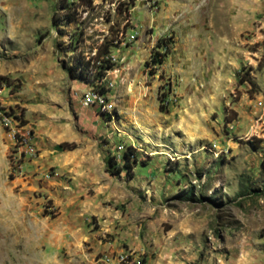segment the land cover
I'll return each mask as SVG.
<instances>
[{"label": "rangeland", "instance_id": "rangeland-1", "mask_svg": "<svg viewBox=\"0 0 264 264\" xmlns=\"http://www.w3.org/2000/svg\"><path fill=\"white\" fill-rule=\"evenodd\" d=\"M69 1L0 0V264H264V0Z\"/></svg>", "mask_w": 264, "mask_h": 264}, {"label": "trees", "instance_id": "trees-1", "mask_svg": "<svg viewBox=\"0 0 264 264\" xmlns=\"http://www.w3.org/2000/svg\"><path fill=\"white\" fill-rule=\"evenodd\" d=\"M65 1H66L65 4H67V8H69L73 1H69V0H65ZM162 41H163V39L158 40L156 46H158V47H160V46H164V47H165V44H162ZM101 52H102V51H98V52L96 53V55H95L94 58L99 57L101 54H104V56H105V54L108 53V49H106V51L104 50L102 53H101ZM157 55H158V53H156V56H157ZM158 57H159V58L153 56V62H154V64H161V63H162V61H163L162 56L159 54ZM103 62H104V63H102V64L98 67V69H99V70L97 71L98 76H104V74H105L104 72H105L107 69H110V68H111L110 64H107V63H109L108 61H103ZM105 62H106V64H105ZM86 63H87V62H86ZM88 65H89V63H88ZM88 65H87V67H88ZM87 67H86L85 65H83V64L79 61L77 64H75V65H71L69 68H66L65 70H66V72H67L69 78L74 79V78L76 77V76H75V72H76V71H78V70H82V71H83V70L87 69ZM1 81H3V77H0V84H2ZM249 82H250V81H249ZM100 88H101L102 91H104L103 87H100ZM100 111H101V110H100ZM6 114H7V113H6ZM63 146H64V145H62V144L57 145V146H56V150H59V151H60V150H63V149H62ZM129 154H130L129 152L127 153L126 151H124V152H122L121 155L119 156V161H115V162H113V160L110 159V160H109V163L112 164V167H113V168H116V170L121 171L122 169H121V167H120V164H122L123 167H126V166H127V164H128L127 160H128V158H129ZM130 155L133 156L132 158L130 157V160H132V162H136V157H135V155H134L133 153L130 154ZM182 198L185 199V200H191V199H193L191 192L188 193L187 195L183 196Z\"/></svg>", "mask_w": 264, "mask_h": 264}, {"label": "built area", "instance_id": "built-area-1", "mask_svg": "<svg viewBox=\"0 0 264 264\" xmlns=\"http://www.w3.org/2000/svg\"><path fill=\"white\" fill-rule=\"evenodd\" d=\"M101 84H98V87L90 88L87 92H85L82 95V104L85 107H91V104H106L107 107V97L104 94V91L100 88ZM5 86L3 84H0V98H2V94L4 91ZM7 109H0L1 111V119L2 122L6 124L7 127H10L11 118L8 114H6L8 111ZM114 264H143L142 261H139L138 259L131 258L128 256H121L118 257L116 260V263Z\"/></svg>", "mask_w": 264, "mask_h": 264}, {"label": "bare ground", "instance_id": "bare-ground-1", "mask_svg": "<svg viewBox=\"0 0 264 264\" xmlns=\"http://www.w3.org/2000/svg\"><path fill=\"white\" fill-rule=\"evenodd\" d=\"M92 105H99V104H91V107H92Z\"/></svg>", "mask_w": 264, "mask_h": 264}]
</instances>
